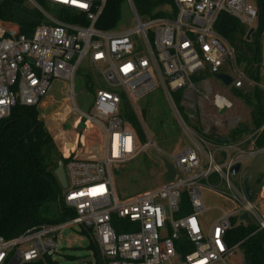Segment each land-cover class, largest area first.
I'll use <instances>...</instances> for the list:
<instances>
[{
    "label": "built area",
    "instance_id": "built-area-1",
    "mask_svg": "<svg viewBox=\"0 0 264 264\" xmlns=\"http://www.w3.org/2000/svg\"><path fill=\"white\" fill-rule=\"evenodd\" d=\"M27 1L46 21L28 38L0 20V124L18 106L42 107L54 81L70 88L69 115L76 118L62 155L68 187L60 200L74 217L34 227L13 239L0 236V264L55 260L62 249L61 232L78 226L93 232L99 264H228L238 249L228 245V232L238 219L240 225L255 223L256 233L264 232V180L260 177L253 201L244 187L254 160L264 154V146L256 147L264 136V124L248 137L222 142L207 135L209 124L195 114L198 110L203 114L206 104L220 113L232 110L235 102L227 95L235 91L246 93L254 87L264 91V80L255 82L239 70L235 49L215 29L225 14L240 22L247 35L253 29V39L264 28V0H172L167 17L156 19H142L134 1L126 0L137 25L124 32L97 28L107 0ZM43 4L72 10L77 20L84 17L86 25L52 18ZM86 59L105 85L95 91L87 114L79 111L74 90L76 74ZM260 65L264 77V30ZM219 74L231 77L230 86L215 78ZM212 80L226 89L220 91ZM157 89L168 97L191 141L176 154L165 155L158 149L136 111L140 99ZM125 103L132 106L144 129L142 145L123 115ZM146 152L161 157L163 179L167 172L163 159L167 160L176 170L174 179L121 198L114 171ZM205 187L230 199L234 207L230 213L219 209L220 216L207 230L201 221L209 211L202 195ZM243 213L249 215V224L241 220Z\"/></svg>",
    "mask_w": 264,
    "mask_h": 264
},
{
    "label": "trees",
    "instance_id": "trees-1",
    "mask_svg": "<svg viewBox=\"0 0 264 264\" xmlns=\"http://www.w3.org/2000/svg\"><path fill=\"white\" fill-rule=\"evenodd\" d=\"M133 1L140 16L153 19L164 17L166 10L172 6V0ZM27 2V0H6L1 3L0 20L18 27L21 34L31 38L35 29L45 23L46 18L36 7L28 6ZM125 2L126 0H107L97 28L104 31L115 30L121 19V10ZM56 18L86 25L84 17L77 20L75 12L66 8H59ZM215 29L235 49L236 61L244 66V73L248 78L262 82L264 77L260 65L261 33L264 28L261 26L258 34L249 40L247 30L240 22L222 14ZM234 93L242 98L246 106L252 108L254 131L259 130L264 124V91L254 87L246 93L241 91ZM69 111L68 105L64 104L48 121H58ZM123 115L145 143L144 129L130 104L125 103ZM242 131L238 127L235 128L228 135V140L234 142L240 140L244 136ZM262 146H264V136H261L256 143V147ZM61 160L65 162L56 142L40 119L36 107L18 106L10 117L0 124L1 237L7 240L13 239L34 227L66 220V215L60 212L59 219L51 221L43 210L55 198L62 197L63 189L55 176V170ZM183 203L185 210L189 212L186 195L183 196ZM256 231L257 227L251 224L237 226L228 232V245L230 247L238 245L246 264H264V232L256 233ZM93 246L98 253L94 239ZM32 264H59V262L44 258Z\"/></svg>",
    "mask_w": 264,
    "mask_h": 264
},
{
    "label": "rangeland",
    "instance_id": "rangeland-1",
    "mask_svg": "<svg viewBox=\"0 0 264 264\" xmlns=\"http://www.w3.org/2000/svg\"><path fill=\"white\" fill-rule=\"evenodd\" d=\"M27 5L30 7L34 6V4L29 1ZM42 9L52 18L56 19L58 7L43 4ZM140 17L142 19L148 18L145 16ZM164 17L166 18L167 16L165 15ZM136 25L137 22L131 5L125 2L121 10V19L115 30L117 32L129 31L134 29ZM229 62L233 64L232 59ZM237 65L240 71L245 72L243 65L238 62ZM212 81L217 85L220 91L226 89V87L218 83V81ZM102 87H105V85L100 72L95 69L89 59L84 60L74 80V90L79 111L86 114L90 113L94 103L95 91ZM69 92L70 88H67L63 82L54 81L49 91V98L42 107L36 108L45 126L48 125L55 134L59 133V120H65L67 115L61 117L58 121L54 120V122H51L48 120L64 104H67L70 109ZM118 92H120V90H118ZM227 96L235 102L232 110L220 113L215 108L207 106L206 104L204 113L201 114L198 110L195 117L200 121L203 120L205 125L209 124L211 121L219 123L215 126L219 128L224 135H229L237 127L241 129V131L243 130L244 136L247 137L258 131H254L252 124V108L246 106L242 98L238 97L234 92ZM135 106L137 113L142 114L145 128L154 136V140L157 141L158 149L163 154H176L185 146L191 145V141L180 124L168 97L161 89H157L146 95L140 99ZM75 118L76 115H71L64 123V129H71ZM50 135L55 141V136L52 134ZM138 144L142 145L143 142H138ZM58 148L62 154V149L59 146ZM163 172L164 169L159 159L149 152L142 153L131 163L114 171L113 177L117 193L121 198H128L155 188L163 183ZM202 195L205 206L209 209L201 219L204 230H207L220 216L221 213L219 209L230 213L233 211L234 207L230 199L210 188H203ZM60 198L61 197L55 198L50 205L43 209L45 215L51 219V221L58 220L60 212L66 215V220L74 217L73 211L63 203L61 204ZM240 223L238 219L235 222L236 227L239 226ZM252 224L253 227H257L255 223ZM61 248L59 255L55 257V260L59 262V264H78L79 261L88 258H91L92 261L85 264H99L98 253L93 246V232L91 230H86L81 226L64 229L61 232ZM68 257H73L74 259H69ZM243 259L244 256L242 251L237 249L234 255L228 259V264H242Z\"/></svg>",
    "mask_w": 264,
    "mask_h": 264
},
{
    "label": "water",
    "instance_id": "water-1",
    "mask_svg": "<svg viewBox=\"0 0 264 264\" xmlns=\"http://www.w3.org/2000/svg\"><path fill=\"white\" fill-rule=\"evenodd\" d=\"M262 23H264V20H262ZM253 33V29L249 31L248 35H247V39L251 38V35ZM215 78L219 81H222V83L228 87L230 86L232 79L229 76H226L224 74H219L216 75ZM80 128H83V125L80 126ZM217 132L221 133V130L219 128H217L214 125V122L211 121L209 123V130L207 131V135L209 137H216L217 139L221 140L222 142H228V139L222 140L221 139V134L217 135ZM156 157L158 159H161V157L159 155L156 154ZM163 163L165 168L167 169V172L164 175V180L165 181H171L174 179L175 175H176V170L175 168L165 159H163ZM239 170V166L234 167V169L232 170V178H235L236 173ZM55 176L61 186L62 189H66L68 187L67 184V178H66V174H65V168H64V162L63 160L59 161L58 163V167L55 170ZM262 176V180H264V154L256 157V159L254 160L253 164L251 165L249 171L246 174L245 180H244V187H245V191L247 194V197L250 201L254 200L255 197V193L257 191V189L260 186L259 180L260 177ZM241 220L245 221L246 223H250V217L247 213H243L241 216ZM92 259L88 258V259H84L79 261L78 264H85L87 262H91Z\"/></svg>",
    "mask_w": 264,
    "mask_h": 264
},
{
    "label": "crops",
    "instance_id": "crops-1",
    "mask_svg": "<svg viewBox=\"0 0 264 264\" xmlns=\"http://www.w3.org/2000/svg\"><path fill=\"white\" fill-rule=\"evenodd\" d=\"M70 113V111H69ZM69 113L67 114L65 120H59V133L56 136L55 135V142L57 144V146H59L62 149V155L63 153L66 152V146L68 145L66 142V138L68 139L71 138V135L69 134V132H71V129H64V123L68 120V118L70 117ZM48 129V127H47ZM49 130V129H48ZM51 134V133H50ZM64 139V140H63ZM70 141V140H69ZM61 152V151H60Z\"/></svg>",
    "mask_w": 264,
    "mask_h": 264
}]
</instances>
